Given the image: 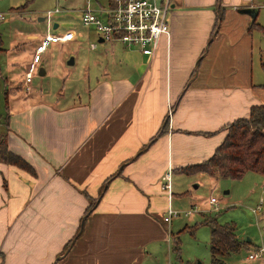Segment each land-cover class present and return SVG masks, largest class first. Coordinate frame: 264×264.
<instances>
[{"label": "crops", "instance_id": "1", "mask_svg": "<svg viewBox=\"0 0 264 264\" xmlns=\"http://www.w3.org/2000/svg\"><path fill=\"white\" fill-rule=\"evenodd\" d=\"M247 1L171 0L154 55L137 51L130 73L112 60L70 102L33 79L6 81L9 148L35 174L0 161V264H140L150 242L172 236L165 173L190 174L180 169L207 159L225 125L263 104L264 84L253 77L261 30L241 11ZM74 32L59 45L77 41ZM165 118L167 130L150 143Z\"/></svg>", "mask_w": 264, "mask_h": 264}, {"label": "rangeland", "instance_id": "2", "mask_svg": "<svg viewBox=\"0 0 264 264\" xmlns=\"http://www.w3.org/2000/svg\"><path fill=\"white\" fill-rule=\"evenodd\" d=\"M246 4L256 10L254 20L263 27L260 32L254 31L253 77L254 84H264V0H248ZM82 6H86V0H0V13L3 14V19H0V143L5 144L9 150L5 90L9 83L6 81L11 82V77L19 76L18 85H22L23 72L30 61L29 53L40 36L48 31L45 18L47 11L56 7L60 9L51 15L53 23L59 24L55 29L52 26V32L74 29L80 36L77 41L62 47L57 43L48 46L42 61L47 75L40 76L36 72L31 83L33 88L54 93L60 91V102H70L73 97H81L82 89L93 82L96 75L94 73H102L108 65L111 67L112 60L120 62L125 69L123 73L132 72L133 66L138 63L136 49H125L118 42H97L94 28L85 26L80 20L78 9ZM91 7L97 9L92 2ZM168 15L169 11L167 17ZM41 17L44 19H39ZM112 45L114 46L111 47ZM70 57L75 58L74 64L61 63L62 59L68 60ZM87 73L89 81L83 78ZM26 90L25 94L29 92ZM256 98L264 104V90L257 91ZM171 182V191L175 194L171 207L178 211L167 222L166 229L171 231L172 236L162 241L150 242L140 264H212L210 226L205 222L212 218L219 223L234 224L237 237L245 242V247L225 257L222 264H264V260L247 259L248 254L258 247L264 249L262 175L254 171H247L240 178L210 173H174ZM210 197L216 198L217 203L210 204ZM187 211L191 213L185 215ZM66 250L63 248V252Z\"/></svg>", "mask_w": 264, "mask_h": 264}, {"label": "built area", "instance_id": "3", "mask_svg": "<svg viewBox=\"0 0 264 264\" xmlns=\"http://www.w3.org/2000/svg\"><path fill=\"white\" fill-rule=\"evenodd\" d=\"M91 2L97 9L91 7ZM79 10L80 20L85 26H92L97 38L103 42L121 43L125 49L134 48L147 57H152L158 47L160 39L169 33L167 14L170 10V0H86V6ZM58 7L46 13L48 31L41 35L34 46L30 61L24 72V82L29 84L34 74L39 70L43 60V53L48 46L54 43L63 44L75 39V32L66 29L62 32H52L53 26L51 15L59 12ZM0 19L3 14L0 13ZM29 89V86H26ZM162 188L171 193V172L164 175ZM210 204L217 203V199L210 197ZM191 211L184 214L189 215ZM178 211L169 207L163 217L168 222L177 215ZM249 261L264 260V249L258 247L256 251L249 253Z\"/></svg>", "mask_w": 264, "mask_h": 264}, {"label": "trees", "instance_id": "4", "mask_svg": "<svg viewBox=\"0 0 264 264\" xmlns=\"http://www.w3.org/2000/svg\"><path fill=\"white\" fill-rule=\"evenodd\" d=\"M253 23L260 30H263V27L255 20H253ZM166 130L167 119L165 118L161 128L157 134L149 139V142L152 143ZM223 130H225L223 140L207 159L200 163L187 165L180 170L190 174L204 172L231 178H240L245 172L254 171L264 177V104L251 105L246 117L233 120L225 125ZM0 161L14 165L32 175L35 174V169L26 159L9 150L2 143H0ZM104 189L105 184L102 185L97 197L92 198L89 196L85 213H88L96 205ZM205 222L210 226L212 264H222L225 257L237 253L245 247V242L236 235L234 224L229 222L219 223L215 218ZM71 241L72 239L65 243L64 249L69 247Z\"/></svg>", "mask_w": 264, "mask_h": 264}, {"label": "water", "instance_id": "5", "mask_svg": "<svg viewBox=\"0 0 264 264\" xmlns=\"http://www.w3.org/2000/svg\"><path fill=\"white\" fill-rule=\"evenodd\" d=\"M242 12H245L247 14H249V16L252 18V20H254L256 18V10L254 8H250V7H247V8H243L241 9ZM39 19H44V17H41ZM57 27V23H54L53 24V28H56ZM98 41L99 42H102V39L101 38H98ZM67 63L68 64H73V57H70L68 60H67ZM44 68L42 66L39 67V70H38V74L40 75H43L44 74Z\"/></svg>", "mask_w": 264, "mask_h": 264}]
</instances>
